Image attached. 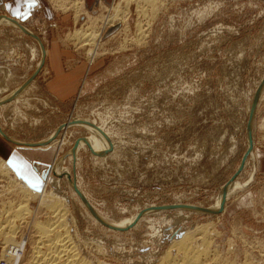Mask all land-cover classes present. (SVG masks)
I'll return each mask as SVG.
<instances>
[{"label": "rangeland", "instance_id": "374dc122", "mask_svg": "<svg viewBox=\"0 0 264 264\" xmlns=\"http://www.w3.org/2000/svg\"><path fill=\"white\" fill-rule=\"evenodd\" d=\"M0 1V19L21 28L0 25V69L12 73L9 89L23 88L21 99L9 93L1 97L0 107L5 106L0 129L6 135L1 138L23 155L25 144L42 141L55 131L51 144L56 148L50 155L34 156L50 163L30 162L41 179L47 175V183L32 193L22 188L24 181L0 156L10 169L0 173V226L10 219L21 224L18 242L28 232L26 222L13 214L28 207L46 222V210L35 194L54 191L67 197L64 218L69 232L76 234L80 253L94 262L157 264L169 252L176 253L177 264H185L182 258L194 251L177 253L173 241L200 226L207 230L210 245L199 263L224 264L229 239L235 251L260 256L259 249L241 243L233 229L240 226L248 242L264 241V173L258 166L264 160V0H150L139 6L134 0L124 10L123 20L127 19L114 27L84 26L85 16H77L74 8L79 0L28 1L21 8L22 21L7 15L5 3L11 0ZM80 2L87 13L98 16L105 12L100 5L109 6L113 0ZM101 28L96 43L102 48L90 58L95 46L74 35L95 34ZM53 48L62 56L65 77L54 85L47 57ZM57 87L67 100L54 97ZM10 100L24 102L14 110L7 104ZM254 101L252 149L247 153ZM73 121L95 124L102 129L101 140L77 146L88 131L70 124ZM59 159L88 207L63 174H52ZM251 174L253 180L243 190L223 199L221 211L192 210L209 208L227 187L246 184ZM50 183L58 189H46ZM95 214L111 221L137 219L115 230ZM178 214L184 220L177 221ZM165 230L170 236L183 232L164 243ZM30 233L28 240H35ZM194 237L193 248L199 245V236ZM3 239L0 233V259ZM211 241L219 257L215 263L207 258ZM29 251L26 244L23 257ZM237 254L234 261L242 264L244 255ZM230 256L233 262L234 253Z\"/></svg>", "mask_w": 264, "mask_h": 264}, {"label": "bare ground", "instance_id": "6f19581e", "mask_svg": "<svg viewBox=\"0 0 264 264\" xmlns=\"http://www.w3.org/2000/svg\"><path fill=\"white\" fill-rule=\"evenodd\" d=\"M80 1L81 0L77 1V3H75L74 8H76L78 10L76 12L77 16L79 14H82L85 16L86 19H85L84 26L85 25L87 26V24L91 25V24L101 23L102 27H104L106 25L107 26L110 25L111 27H114L118 22H121L123 20L124 10H127L129 4L131 2H133L134 0H113L112 4L109 6H105V5L101 4L100 7H101V9H104L105 12L103 11L104 13H101V14L99 13L98 16H93V15L87 13L85 10V7H83V3ZM135 1L137 2V5H138V2H141V3L142 2H150V0H135ZM125 19H127V18H125ZM124 20H123V22H124ZM0 23H1L0 25H3V26L8 25V26H11L15 29L20 28L17 26L16 22L14 23L11 20L7 21V20L0 19ZM20 30H21V28H20ZM103 31H104V28H101L98 31V33H95V34L94 33H89V34L88 33L87 34L86 33H83V34L75 33V35H74V37L76 39H78V40L85 39L86 42H88V43L90 42L93 44V46H95V48L93 50L89 51L90 58H95L98 55L99 50H101V48H102V46H101L102 43L97 45L96 42H98L101 39ZM26 33L30 34L29 32H26ZM41 55H42V53H41ZM39 65H40V61L38 62L36 68L39 67ZM0 71L3 74L2 75L3 77L0 78V96H2L4 93H9L8 96L12 95L13 98H16V97L19 98L20 97L19 99H21L23 97L20 95V93L23 91L22 87L20 88L18 85H16V87L14 86V88H11V89H9V87H8L7 83L9 80L12 79V77H11L12 73L8 69H3V68L0 69ZM12 81H13V79H12ZM8 96L6 98H8ZM11 100H13V99H11ZM0 101H2L1 98H0ZM18 101H20V100H18ZM3 107L4 106H1L0 109H2ZM251 122H252V119L250 121V129H251V125H252ZM70 124H72V125L80 124L83 127H85L86 130L88 131L86 139L81 140L77 146H79V145H84V146L90 145V146H92V144L97 143L99 140H101L102 129L97 127L95 124H92V123H89L86 121H82V122L73 121V123L71 122ZM248 131H249V129H248ZM35 145H37V144H35ZM45 145H46V142H43V141L40 142V146H45ZM93 146H95V145H93ZM104 146H107L106 141L104 142ZM251 149H252V146H251ZM251 149H250V151H251ZM76 150H77V148H76ZM76 150H74L72 152L75 153ZM8 168H7L5 163L2 164V162H0V173L1 174H3L4 172L9 173L10 169H8ZM53 171L56 172L57 176H61L63 174L67 178V181H68L69 185L71 186V188L75 192H77V194L80 196L81 200L88 207V204L85 202L84 197L82 196L81 193H79L78 189H76V184L68 179L67 169H66V167L63 166L62 160L60 161V159H59L54 164V169H52V174H53ZM252 174H251L248 182H246V184L244 183L242 185L227 187L222 193H220L216 197L215 204H213L209 208H205L203 206H198V207H192V210H194L195 213L198 212V213H203V214L205 212L207 214H211L214 212L221 211L222 206H220V205H221L223 199L228 197L232 193L243 190L246 187L247 183H249V181L251 182V179L253 180ZM46 178H47V175H44L43 181L45 183H47ZM12 179L14 181L18 182L16 180V178L12 177ZM50 180H51V178H49V181ZM21 185H22V188H24L26 191H28L29 193H32L31 189L26 187V185H24L22 183H21ZM46 186H47L46 189H50L49 188L50 186H51V188L54 187V188L58 189V187L56 185L51 184V183L48 185L46 184ZM35 197L37 199H39V203H38L39 206L43 207L46 210L45 214L48 216L47 217L48 220L46 222H40L37 218L36 211L30 212V210L26 209L28 207L24 208L23 210H20V211H22L21 213L17 212V214H13V216H15V218L16 217L19 218L18 221L24 220L26 222V223L24 222L26 224V226H24V227H25V233L28 232V234L27 233L24 234L22 239L17 242L16 241L17 239L15 238V236H16V232H20V229L22 227V226L20 227L21 224H19V226L14 225V220H11V219H10V222H7L5 225L1 224L2 226H0V233H3V235H4V239H3L2 244L5 246V247H3L4 253L1 255L2 256L1 259H4L8 264H15V262L18 258V252L21 251L22 256L19 258V262H18L19 264H22L24 262H27V264H105L103 262H99L98 260H96L94 262V260L89 258L90 256L87 257V256L82 255V253H80L79 247H78L77 243H75V241H74V238H76L74 236H76V234L69 232V227H70V225L68 224L69 221L67 222L66 219L64 218L66 215L65 214L66 211H68V210H66L68 200H67V197L65 195H63L62 193H59V192L51 191V192L46 193V194H42L41 192L37 193V195L35 194ZM9 206H10V204H9ZM95 216H96L95 218H98L99 220H101L103 225H105V226L107 225L110 229H115V230L123 229L126 226H128L129 223H132V221L137 219L136 217H134L133 219H125L122 221H111V220H108V219H105L102 217H98L96 214H95ZM6 217H7V215H6ZM176 217H177V221H181V220H184L185 216L178 214V215H176ZM180 217L182 219H180ZM20 223H22V222H20ZM4 231H7V232H4ZM29 232H32L30 234H32L33 237H35V240H32V241L28 240ZM184 232L185 233L182 234V236H180L181 234L177 235L176 237L180 236L178 238H175V237L171 238V239L175 238V241H173L174 245L172 244V246L176 247L177 253L182 252V251L187 252V253H189L188 251H191V252L194 251V253H192L193 254L192 256L186 255L188 258L185 256L187 259L186 258L184 259V257H183L186 253L183 254V256H182L183 260L181 259L182 263H185V264H201V263H199L200 258L202 256L206 257V255H207V251L204 249L208 245V240L206 238L207 237V230L205 229V227L202 228L200 226V227L194 228L192 232H190V231L189 232L184 231ZM235 234H238V236H241V238H242L240 240L241 243H244L246 245L251 244L252 247L254 246L257 249H259V251L261 252V253H259L260 256H257V255L254 256L251 252H249L247 250H245V251H247V253H250L249 255H247V253L245 251L244 252H241L240 250L237 251L238 249L236 250L237 251L236 252L235 248H234V245H235L234 241L232 239H229L227 242L228 243L227 252H229V256H225L226 261L224 260V264H239L238 262L234 261V260H236V257H238L237 253H241L244 255V262L242 264H253V263L254 264H264V259H263V257H264V241L256 240L254 242H250V241L248 242V241L244 240L245 235L241 231V227L238 225L235 226L233 229V235H235ZM196 235L199 236V238H197V241H198L197 243H199V245L197 244L198 247L195 246L193 248V246H191L190 241L192 239L194 240V238H195L194 236H196ZM29 239L31 240V238H29ZM26 244H29L30 251L28 252V256L26 255L27 257L25 258V257H23V255H24V253H27V252H25ZM209 245H210V242H209ZM211 248H212V250H211ZM95 249H96V251H100L101 248L99 246H96ZM209 250L210 251H208V252L210 254H209V256H207V258L209 259V257L210 258L212 257L211 260L214 262L213 259H218L219 257L214 255L216 249L215 248L213 249V242H212V245L210 246ZM231 253H234V255H235V256H233L234 259H232L233 262L229 261L232 258L230 256ZM29 255H30V259L28 258ZM174 255L172 256L171 253H169V252L166 253L163 257L160 258V260L157 264H177L175 261L176 257ZM254 257H256V258H254ZM257 257H260V258H257ZM216 261L218 262V260H216Z\"/></svg>", "mask_w": 264, "mask_h": 264}, {"label": "crops", "instance_id": "0c3cea01", "mask_svg": "<svg viewBox=\"0 0 264 264\" xmlns=\"http://www.w3.org/2000/svg\"><path fill=\"white\" fill-rule=\"evenodd\" d=\"M17 1L19 2V6L15 5V7H14L12 5L10 7L12 2L17 3ZM28 1H30L29 3H31V4H34V2H35V0H11V1H8L7 3H5V9H6L7 15L9 17L15 19V20H21L22 17L20 14H23L21 12V8L23 7V5H27ZM16 7H18V8H16ZM47 52H48L47 57L51 59V60L49 59L50 70L54 73L51 84L54 85V84L64 82L63 79L65 77L63 76L62 70L60 69V64H61L60 59L62 58V56L60 54H58L59 50L53 48V49H51V51L48 50ZM49 52L52 55H49ZM54 52L56 53V56L54 55ZM61 90H62L61 88L58 89V87H57L58 94L60 93L62 95L57 94V95H55V96L53 95V96L56 99H60L61 101H65V100H67L66 95H64V93H62ZM5 94H7V93H4L2 96H4ZM2 96H0V98ZM22 102H24V101L23 100H20L18 102L10 101L7 104H13L12 108L14 110H18V104L22 103ZM3 106H5V105H3ZM0 111H1V109H0ZM54 132H51L50 135H48L45 139L42 140L43 142H46L45 146H40V142H42V141L36 142L34 144H25V146H28V147L25 148L24 154L22 155L21 152H20L21 154H19V153L15 152V150H13V148H10L9 144L6 142L7 140H4L1 138V137L4 138V136H6V135L4 133H2L1 129H0V156L6 161L8 167L11 169V172L14 173V175L17 176L20 180H23L24 181L23 183H25L27 186H29V188L34 192L41 190L44 182L42 180L43 177L41 179L38 176V174L32 169L30 162L37 161L38 163H42V164L50 163V161L45 162L42 160H38V159L34 158V156H37V155L44 156L45 154L50 155L56 149L51 144V141H52L51 138L54 135L53 134ZM47 138H50V141L46 140ZM14 143L21 144V143L16 142V141ZM35 144H37V145H35ZM54 164H55V162L53 163V165ZM258 166H259V172L264 173V160L260 161L258 163Z\"/></svg>", "mask_w": 264, "mask_h": 264}, {"label": "water", "instance_id": "95a60500", "mask_svg": "<svg viewBox=\"0 0 264 264\" xmlns=\"http://www.w3.org/2000/svg\"><path fill=\"white\" fill-rule=\"evenodd\" d=\"M34 38H36L35 36H33ZM256 97H257V95H256ZM255 101H256V99H255ZM255 101H254V103H253V107H252V111H251V115H250V119L252 118V116H253V112H254V106H255ZM248 128H249V131H248V151H247V153L250 151V149H251V146H252V138H251V129H250V123H249V125H248ZM247 155V154H246ZM43 179H44V177H43ZM167 230H165V241H162V242H166V241H170L171 240V238H173V237H176L177 235H179V234H182V232H176V233H174L172 236H170V235H168L167 233Z\"/></svg>", "mask_w": 264, "mask_h": 264}, {"label": "built area", "instance_id": "2783aa9c", "mask_svg": "<svg viewBox=\"0 0 264 264\" xmlns=\"http://www.w3.org/2000/svg\"><path fill=\"white\" fill-rule=\"evenodd\" d=\"M21 256H22V252L19 251V252H18V258H17L15 264H19L18 262H19V258H20ZM0 264H8V263H7L4 259H0Z\"/></svg>", "mask_w": 264, "mask_h": 264}]
</instances>
